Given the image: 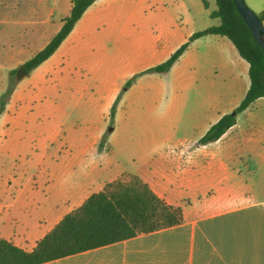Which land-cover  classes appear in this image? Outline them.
Returning a JSON list of instances; mask_svg holds the SVG:
<instances>
[{
    "label": "rangeland",
    "instance_id": "rangeland-1",
    "mask_svg": "<svg viewBox=\"0 0 264 264\" xmlns=\"http://www.w3.org/2000/svg\"><path fill=\"white\" fill-rule=\"evenodd\" d=\"M183 1L190 10L189 22L172 0L164 6L155 0L100 2L96 17L85 28L83 41L46 77L45 85L40 83L41 88L29 81V75L18 80L12 71L44 47L54 28L40 24L11 29L0 25V31L19 33L14 46L0 44V100L13 79L24 90L18 104L25 106L16 114L20 123L0 124V181H11L14 175L20 181H32L65 150H74L81 139L90 138L98 130L101 137L96 150L103 151L102 161L108 160L112 170L121 171L120 178L138 175L155 167L147 161L155 148L154 137L162 139L172 133L190 145L218 115L232 114L244 97L243 80L226 64L227 55L230 58L235 54L233 46L225 39L221 41L226 54L216 46L220 40L216 36L189 41L194 33L219 24L218 19L210 18L216 10L215 2ZM244 1L259 14L255 1ZM69 3L0 0V6L19 7L24 17L29 6L40 8L35 16L40 23L43 12L51 7L56 23ZM28 28L30 33L42 36L22 38L20 33ZM189 31L193 34L184 41ZM187 42L188 48L167 73L146 72ZM259 114L264 116V110ZM236 165L243 179L241 186L264 196V169L255 171L247 158Z\"/></svg>",
    "mask_w": 264,
    "mask_h": 264
},
{
    "label": "crops",
    "instance_id": "crops-1",
    "mask_svg": "<svg viewBox=\"0 0 264 264\" xmlns=\"http://www.w3.org/2000/svg\"><path fill=\"white\" fill-rule=\"evenodd\" d=\"M107 1L110 0H97L85 11L55 53L29 74L31 83L39 88L40 83L46 84V77L68 60L83 41L85 28L99 10L98 4ZM155 1L161 6L168 2ZM254 1L259 13L263 12V0H251ZM171 3L187 22L191 21L185 1ZM39 9L29 6L28 16L24 17L17 6H0V25L11 29L49 25L54 31L47 37L46 45L69 15L71 2L56 23L52 20V7L43 12L42 23L38 22L35 16L40 14ZM30 32L28 28L20 35L29 40L42 36ZM17 34L13 30L0 31V44L14 46ZM192 34H185L184 41ZM216 37L220 39L216 45L219 50L229 54L221 42L228 40ZM233 49L235 54L230 58L227 55L226 64L243 80L245 96L250 84L248 64ZM22 94L24 90L17 84L1 113V125L20 123L16 114L25 109L18 104ZM260 109L264 110V98L237 115L235 125L208 144L198 141L226 113L218 115L190 145L172 133L162 139L154 137L155 148L147 161L155 167L136 176L168 205L182 208L180 225L42 264H264V196L241 186L243 179L236 165L238 160L247 158L255 171L264 169V116L259 114ZM100 137V130L90 138L84 137L77 148L65 150L59 160L45 167L32 181H20L16 175L11 181H0V238L29 252L66 214L101 191L105 184L120 178L121 171L112 170L108 160L102 161L103 151L96 150ZM233 180L235 183H229ZM70 203L74 205L61 211Z\"/></svg>",
    "mask_w": 264,
    "mask_h": 264
},
{
    "label": "trees",
    "instance_id": "trees-1",
    "mask_svg": "<svg viewBox=\"0 0 264 264\" xmlns=\"http://www.w3.org/2000/svg\"><path fill=\"white\" fill-rule=\"evenodd\" d=\"M97 0H70L69 15L63 19L58 32L22 67L29 75L51 57L73 30L85 11ZM216 10L210 18L218 19L217 26L194 33L189 41L206 35L226 38L239 57L248 64L249 88L232 114L223 115L199 139L201 145L217 141L236 123V117L259 98H264V51L237 11L233 0H214ZM204 7L207 5L204 3ZM264 25V10L257 14ZM182 44L170 57L146 72L167 73L188 48ZM16 70L12 71L14 74ZM11 80L0 100V114L16 87ZM129 85L127 82L126 86ZM117 101V100H116ZM110 117L114 116L115 104ZM183 222L182 208L168 205L138 176L129 175L105 184L91 194L79 207L66 214L31 251H24L0 238V264H42L95 248L134 238Z\"/></svg>",
    "mask_w": 264,
    "mask_h": 264
},
{
    "label": "water",
    "instance_id": "water-1",
    "mask_svg": "<svg viewBox=\"0 0 264 264\" xmlns=\"http://www.w3.org/2000/svg\"><path fill=\"white\" fill-rule=\"evenodd\" d=\"M238 13L249 28L254 40L264 51V25L259 20L258 16L246 5L244 0H233ZM27 75L23 67L16 71V78L19 80Z\"/></svg>",
    "mask_w": 264,
    "mask_h": 264
}]
</instances>
